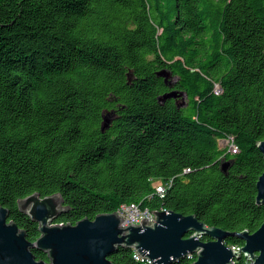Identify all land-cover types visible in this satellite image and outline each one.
Wrapping results in <instances>:
<instances>
[{
  "label": "trees",
  "instance_id": "1",
  "mask_svg": "<svg viewBox=\"0 0 264 264\" xmlns=\"http://www.w3.org/2000/svg\"><path fill=\"white\" fill-rule=\"evenodd\" d=\"M170 90L179 107L157 102ZM263 139L264 0H0V207L26 241L37 225L16 201L31 194L60 196L55 225L132 204L252 234Z\"/></svg>",
  "mask_w": 264,
  "mask_h": 264
},
{
  "label": "water",
  "instance_id": "2",
  "mask_svg": "<svg viewBox=\"0 0 264 264\" xmlns=\"http://www.w3.org/2000/svg\"><path fill=\"white\" fill-rule=\"evenodd\" d=\"M157 76L164 82L169 78L164 73ZM180 97L184 94L170 90L157 102L172 100L179 107ZM114 118L113 112L101 116L100 133L108 129ZM255 148L262 159V171L255 182L254 205L258 207L264 205V139ZM62 204L57 194L43 198L31 194L16 201L17 211L37 225L38 237L32 243L13 223L7 222L8 212L0 207V264H110L107 258L119 246L130 249L149 264H172L188 256H194L191 264H233L240 258L243 264H264V221L252 234L205 227L193 216L182 217L172 212H150L151 223L141 220L139 226L122 229V220L114 213L97 215L91 221L83 219L73 226L55 225L53 222L60 214L70 211ZM227 238L241 241L242 246L232 250L225 245ZM33 250L45 253L47 262L35 261Z\"/></svg>",
  "mask_w": 264,
  "mask_h": 264
},
{
  "label": "built area",
  "instance_id": "3",
  "mask_svg": "<svg viewBox=\"0 0 264 264\" xmlns=\"http://www.w3.org/2000/svg\"><path fill=\"white\" fill-rule=\"evenodd\" d=\"M218 92V90L216 89V93ZM225 146H228V150L233 153L234 152V147L231 145H228V143L225 144ZM155 192L157 194H161L163 192V188L161 187H157L155 189ZM159 212H165L163 210H160ZM118 219L122 220L120 223V228H125L129 225L132 226H139V222L141 220H145L147 221V223H151L153 216L152 214H150L149 211L147 210H141L138 207H136L135 205L129 204H121L118 206L116 212L114 213ZM232 250H238L237 248H232ZM133 254V259L135 261H138L139 263H143V264H149V262L143 260L142 258H140L137 254H135L134 252H132ZM190 256L186 257L187 259Z\"/></svg>",
  "mask_w": 264,
  "mask_h": 264
},
{
  "label": "rangeland",
  "instance_id": "4",
  "mask_svg": "<svg viewBox=\"0 0 264 264\" xmlns=\"http://www.w3.org/2000/svg\"><path fill=\"white\" fill-rule=\"evenodd\" d=\"M171 82H173V79H171ZM180 102H184V101L182 100ZM223 146H225V144L222 143L221 146H219V147H223Z\"/></svg>",
  "mask_w": 264,
  "mask_h": 264
},
{
  "label": "flooded vegetation",
  "instance_id": "5",
  "mask_svg": "<svg viewBox=\"0 0 264 264\" xmlns=\"http://www.w3.org/2000/svg\"><path fill=\"white\" fill-rule=\"evenodd\" d=\"M182 100H183V97L181 98V100H180V101H182ZM202 241H204V242H205V241H206V239H202Z\"/></svg>",
  "mask_w": 264,
  "mask_h": 264
}]
</instances>
